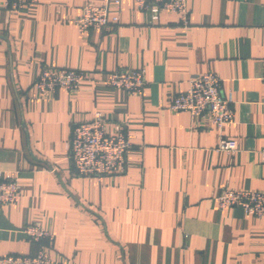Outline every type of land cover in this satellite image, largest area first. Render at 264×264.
Instances as JSON below:
<instances>
[{
	"label": "crops",
	"instance_id": "1",
	"mask_svg": "<svg viewBox=\"0 0 264 264\" xmlns=\"http://www.w3.org/2000/svg\"><path fill=\"white\" fill-rule=\"evenodd\" d=\"M103 1L8 11L0 0V171L20 185L17 203L0 206V257L33 255L22 230L40 222L54 264H264V217L217 202L225 190L264 193V0H187L186 25L168 12L151 22L121 0L118 23L80 35L73 19ZM44 67L92 81L41 97ZM138 68L140 94L104 86L107 73ZM206 72L233 99L234 120L220 128L168 110ZM96 112L132 143L125 173L102 181L78 177L69 159L71 129ZM221 139L237 151H218Z\"/></svg>",
	"mask_w": 264,
	"mask_h": 264
},
{
	"label": "built area",
	"instance_id": "2",
	"mask_svg": "<svg viewBox=\"0 0 264 264\" xmlns=\"http://www.w3.org/2000/svg\"><path fill=\"white\" fill-rule=\"evenodd\" d=\"M110 2L113 9L110 11ZM121 0H104L101 5L89 4L83 7L79 16L73 19L78 33L86 35L92 29H104L109 24L119 22ZM136 9L148 13L151 22L158 19L163 12L175 13L180 16L184 25L187 24V0H134ZM33 0H5L3 7L8 11H23ZM86 81H92L89 73L68 68L44 67L41 69L35 89L39 96L47 97L57 89L76 92ZM264 84V73L262 76ZM104 86L120 89L129 95L140 94L143 90L145 70L118 69L106 74ZM233 99L220 93V80L212 72L192 77L188 81L186 91L177 94L170 103L171 112H185L193 117H210L212 124L220 128L234 120L231 107ZM264 118V96L260 102ZM132 148L130 136L118 130L110 133L105 129V117L96 112L89 123H79L71 129L69 141V159L78 177L93 178L102 181L104 177L123 174L126 171V154ZM235 140L221 139L217 150L228 154L237 151ZM264 157V148L260 151ZM20 185L16 179L6 177L0 171V206L17 203ZM220 209L239 207L244 213L264 217V193L255 191L225 190L217 198ZM22 233L34 245L35 253L26 255H6L0 257V264H54L43 247L45 241L51 242L53 235L35 222L27 225Z\"/></svg>",
	"mask_w": 264,
	"mask_h": 264
}]
</instances>
